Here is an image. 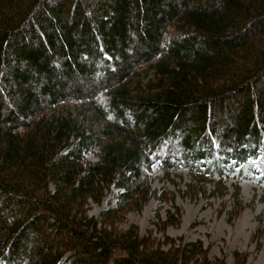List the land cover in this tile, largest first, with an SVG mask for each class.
Wrapping results in <instances>:
<instances>
[{"label":"trees","instance_id":"trees-1","mask_svg":"<svg viewBox=\"0 0 264 264\" xmlns=\"http://www.w3.org/2000/svg\"><path fill=\"white\" fill-rule=\"evenodd\" d=\"M263 160L264 0H0V264H225L166 235L152 171L224 200ZM151 200L145 236L121 228Z\"/></svg>","mask_w":264,"mask_h":264},{"label":"rangeland","instance_id":"rangeland-1","mask_svg":"<svg viewBox=\"0 0 264 264\" xmlns=\"http://www.w3.org/2000/svg\"><path fill=\"white\" fill-rule=\"evenodd\" d=\"M88 158L94 160L93 156ZM262 163L264 166V160ZM152 178V188L157 192L166 191L173 195L175 205L181 211L180 224L169 228L167 236L174 240L182 238L186 242L201 241L209 250L211 260L225 255V264H234L232 254L239 252L248 255L247 264H264V180L251 178L247 170L243 174L226 170L223 181L228 195L224 200L218 196L206 200L194 194L187 195L186 186L193 180L185 171L167 179L161 170L155 168ZM210 179L217 183L219 176L213 171ZM235 186L240 187V201L244 211L236 220L229 222L225 206L232 202ZM206 188L208 192L215 189L213 183H208ZM171 195H168V198H171ZM105 208V205H92L90 215L97 217ZM157 208V202L151 200L140 213H130L121 228L136 226L141 235L145 236L152 227L151 221ZM170 209L171 205L165 204L161 212L162 217H165V212ZM157 238L162 240L161 235L157 234Z\"/></svg>","mask_w":264,"mask_h":264}]
</instances>
